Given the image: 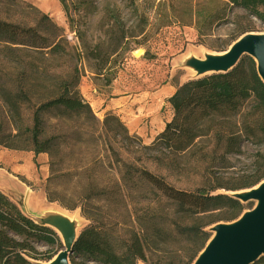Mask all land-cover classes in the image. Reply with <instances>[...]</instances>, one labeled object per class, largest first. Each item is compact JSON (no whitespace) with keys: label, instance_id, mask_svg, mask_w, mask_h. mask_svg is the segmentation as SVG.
I'll list each match as a JSON object with an SVG mask.
<instances>
[{"label":"trees","instance_id":"16d2710c","mask_svg":"<svg viewBox=\"0 0 264 264\" xmlns=\"http://www.w3.org/2000/svg\"><path fill=\"white\" fill-rule=\"evenodd\" d=\"M212 2L178 21L205 35L237 5L264 23V0ZM145 3V10L156 7ZM158 5L175 10L174 0ZM248 32L254 29L241 27L233 42ZM79 57L49 14L25 0H0V146L49 155L48 200L80 209L88 221L71 264H149L153 247L192 264L210 226L249 209L229 192L264 180V152L253 171L222 175L243 142L264 145V83L255 60L246 55L228 73L179 84L168 100L172 119L147 144L116 114L97 118L80 93ZM70 166L83 171L67 172ZM50 228L0 190V264L50 261L59 251L45 260L31 253L34 241H56Z\"/></svg>","mask_w":264,"mask_h":264},{"label":"rangeland","instance_id":"374dc122","mask_svg":"<svg viewBox=\"0 0 264 264\" xmlns=\"http://www.w3.org/2000/svg\"><path fill=\"white\" fill-rule=\"evenodd\" d=\"M25 1L49 14L63 28L73 50L80 53V93L97 118L103 121L107 114H116L132 135L147 144L172 119L174 112L168 100L177 86L195 75L186 64L189 57L205 58L207 54L225 52L243 26H250L254 33H264V23L237 5L232 6L230 17L208 25L205 35L178 21L190 8L208 5L212 0H174L173 12L167 5H158L165 0H155L156 7L147 10L144 0H135L140 5L137 8L131 0ZM215 5L212 2L210 8ZM241 147L240 154L229 157L230 167L222 171L223 176L253 171L258 152H264V145L249 141ZM80 171L83 170L72 166L67 170ZM49 176L47 153L35 156L30 150L0 146V190L25 213L36 217L57 209L71 215L82 230L88 221L80 209L70 211L48 200ZM254 204L249 202L247 208ZM52 230L56 241H34V256L45 260L63 248L60 233ZM147 256L149 264L184 261L155 247L147 251Z\"/></svg>","mask_w":264,"mask_h":264},{"label":"water","instance_id":"95a60500","mask_svg":"<svg viewBox=\"0 0 264 264\" xmlns=\"http://www.w3.org/2000/svg\"><path fill=\"white\" fill-rule=\"evenodd\" d=\"M246 55L255 60L258 75L264 83V33L254 32L239 37L223 53L207 54L205 58L189 57L186 64L195 72L190 79L228 73ZM229 194L242 203L255 204L233 221H221L210 226L208 230L212 236L192 264H254L264 257V180L252 188ZM28 200L27 196L26 202ZM23 213L36 223L55 229L62 237L63 248L54 258L48 262H33L71 264L70 256L81 231L77 222L59 210H49L46 215L36 217Z\"/></svg>","mask_w":264,"mask_h":264},{"label":"bare ground","instance_id":"6f19581e","mask_svg":"<svg viewBox=\"0 0 264 264\" xmlns=\"http://www.w3.org/2000/svg\"><path fill=\"white\" fill-rule=\"evenodd\" d=\"M140 53H136V55L138 56ZM51 211H57V209H51ZM71 217V215H69ZM72 218V217H71Z\"/></svg>","mask_w":264,"mask_h":264}]
</instances>
